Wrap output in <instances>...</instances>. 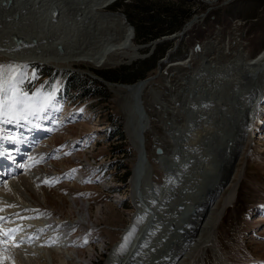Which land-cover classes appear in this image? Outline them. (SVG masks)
<instances>
[{
    "label": "rangeland",
    "instance_id": "374dc122",
    "mask_svg": "<svg viewBox=\"0 0 264 264\" xmlns=\"http://www.w3.org/2000/svg\"><path fill=\"white\" fill-rule=\"evenodd\" d=\"M138 1L139 0H118L115 4L108 7L107 11L109 14L120 13L123 18H127V20L124 18L126 23L129 22V24L135 29V25L139 22V20H141V17L145 15L143 8L138 9L136 5ZM140 1H142L143 5L148 6L151 9L154 8V12L156 13L161 7H167L170 9L174 8L178 10L181 9L185 11V13H183L181 28L174 34L166 35L152 41H142L143 39L138 37L136 34L135 36L137 38L134 36V45L135 48L139 50V55H136V52L130 48L128 56H125L121 63L115 67L96 68L90 64L76 63L70 68L66 67L64 70H57L53 67L42 65L44 64L42 61H39L42 64L28 62L20 64L18 61L22 56L32 52L34 48V51H41V49H44L50 54L59 52V54L62 55L65 51H71L74 52V55H84L81 57L92 56L88 55L86 51L82 49L78 51L76 46H73L77 40H84L85 38L78 33H76L77 35L69 34V29L65 27L66 25L70 26L71 22L74 24V18L72 16L74 11L70 12L68 15H66V13H61L58 15V18L53 15L51 17V13L49 14L51 19L49 16L46 17V10L50 9L49 7L64 6L65 9L63 8V10L69 11L66 10L68 9L66 4L70 1L49 0L47 3L48 8L45 7V10L42 9L38 11L36 8L31 7L29 0H23L25 5H21V10H23L24 14L26 13L28 15V17L26 14L23 15V17H26L25 19H27L24 20L25 25L14 24V21H18L21 16H12L9 12L5 11L4 7L6 4L0 5V66H4L3 69L0 70V81L4 83L5 89L8 87L9 83L15 84L16 97L23 99L21 93H26L28 97L32 98L28 101L31 110L36 108L43 109L42 111H46L49 103L52 102L54 97H56V95H54L55 93L52 94L53 90L57 88L59 90L55 100V103L58 106L57 112L54 116L55 120L53 121L55 126L51 128L52 130H50V135L45 140V143L46 141L48 143L50 139L53 140V137L56 135V137H60L59 135L63 134V138L60 137L59 140L54 138L56 141L55 144H52V141V143L50 142L51 144L49 147L45 146L48 148L47 150L52 151L50 154V160L45 162L43 167H37V170L38 168H43L40 169L41 172L55 174L56 176H59V179L57 183L44 184L41 186L45 195L44 199L39 197V195L42 194H31L35 198L34 200L38 205H42L43 208L47 206L46 209L48 211L51 210L53 213L57 214V216H60L59 221H66L67 219L74 220L75 217L79 218L78 210L82 208V203L85 206H91L90 211L92 213V218L88 219L87 222L89 224L86 228H80L82 229L80 232L88 231L90 233L91 230H93V233L89 236L84 235L88 236L86 237L88 239L87 241L85 238H82L74 243L71 251L68 252L69 255L63 253L62 256L67 259L68 264H89V262L91 263V260L92 264H108L112 251L115 248H121L120 245L122 244L121 250L127 247L132 232L127 236L126 233L130 225L133 223V216L136 215L135 212L138 207H136L135 203L129 199L131 186L129 184L130 180L123 182L122 177L124 171L120 169L121 165L129 166L132 172L135 167L134 164L137 156L135 149L128 141L127 135L124 131L125 119L122 112L123 104L119 102L122 95H118L110 88L111 83H120L104 80L98 74L123 70L121 73L125 75L126 73L124 68L129 67H134L137 71L136 73H140L145 69L140 62L149 58L158 46H167L165 57L162 58L165 59V61L162 62V59H160L154 70L148 72L145 78L137 79L136 82H133V84L139 82L140 80L149 81V86L152 84L150 89L146 91L145 96H143L146 98V100L144 98V102L147 107H153L152 109H148L153 122L152 128L146 135V147L149 154L148 158L150 164H152L151 166L153 167V181L158 185H161L165 179V171H170L171 169L170 173H175L177 177L175 181V185H177L175 188L177 186L179 187V194L184 192L186 187H189V195H191L194 193L193 190L197 189V187L190 184L187 185V182L184 184L183 180L192 176L190 179L193 181L196 177L195 174L197 175L198 172L201 173L205 170V165L202 164L201 166H198L199 162H194L193 159L191 160V163H182V158L185 157V155L187 157L186 151L184 152V140L189 137V135H191L193 130L196 128L200 116L193 113L190 118V123L188 124L189 130L187 129V131H185L184 128L182 132L176 136L177 139L174 141V145L171 142L172 134L169 132L171 131L170 128L169 130H166L167 128H165V119H159L161 118L160 112L162 108H159L161 103L169 106L171 105L170 103L173 104L176 103V101H180L173 98L174 95L170 86L172 83L177 81L178 77L176 76L178 75L177 73L174 76L172 75L174 72H177L173 71L172 67H174L177 63L185 62L186 67L189 66L188 71H199V68L202 66L201 61L198 57H195V60H193L191 64L189 62L190 55L195 50V46L197 44L202 47L204 44L211 41L219 42V45H221L220 47H223L224 49L226 48L227 43L228 48L224 50L226 53L234 51L237 52L240 50L244 51L246 56L249 55V58H255L261 51L264 50V0H217L213 3L210 2L212 0ZM37 3L39 5L43 4L42 0H37L36 4ZM194 19H196V24L185 34V28ZM57 21H59V23ZM77 25L83 26V23H77ZM8 29H13L21 33L20 35H22V38L24 39L23 43L21 42L20 44H16V42L12 39L7 40L8 36L6 32ZM236 37H239L240 39L238 40ZM165 38H167V40ZM152 42H156V45L143 47ZM92 45L95 46V44ZM94 48L95 47H93L92 50H99L100 47L96 49ZM28 49H31L32 51L30 50L27 52ZM168 52L171 53H169V56L167 57ZM213 52V57H217L218 51H209V53ZM35 56L31 57L35 58ZM225 57L226 58L221 59V62L225 63V61L228 60L229 63L232 60H236V53L235 55L228 54ZM16 61L18 63H16ZM211 61L218 62L219 60L211 59ZM9 65L13 66V68H17L18 72L16 70V72L10 76L9 69L7 67ZM57 68L59 67L57 66ZM48 69L57 71V74H52L48 71ZM222 69L219 72L215 69L208 70L210 73L212 72L210 74L211 76H219L218 80L222 79V81L219 82V88L215 90V93L217 92V96L219 95L221 98L220 103H211L209 106L207 101H203L200 104H197V106L199 105L202 108L205 107V111H211L213 109L217 110V115L225 112L223 106L226 104L225 102L228 98L226 94H229V92H227L228 89L229 91L231 90V83L228 82V80H231V76L228 75L230 70L225 69L222 71ZM43 73H47L48 75ZM86 74L91 75L92 78H94L93 76H97L98 78V80L96 79V82H94L95 85H87V87L96 89L95 87L101 84L107 93L105 95L107 97L104 98L103 95H99L98 93L94 94L92 97H85V95L83 97L81 92H84L85 94L86 92L77 86L79 83L77 84L75 79L78 76L81 79L88 80L89 83L94 81V79H90ZM210 75L197 73L196 76L194 75V79L191 84L194 85L199 77H209ZM9 77H12L11 81L9 80ZM263 79L264 78H262L261 81H263ZM260 87L264 89V86L260 85ZM221 91L223 93L225 91L226 92L223 95ZM7 96L8 94L5 93L4 99H7ZM178 96H180V94ZM238 99L239 98L237 97L234 100ZM258 99H260L261 102L259 104H255V107L253 108V117L252 119L250 118L251 120L249 122L251 125L246 131L249 137L245 140V142L240 143V160L236 161L235 158L233 161V165L235 164L236 167H238L237 172L235 173V180H241V184L238 189L239 193L234 204L226 210L219 225L220 227L217 234L218 236L220 235L218 237V241L224 254L227 255L234 264H264V210L261 208L264 206V93L259 95ZM231 103L234 106V101H231ZM35 104L37 105L35 106ZM70 110L76 112L73 118L66 117L68 115L67 111ZM187 111L188 109L186 110V113L189 115L188 112L190 110L188 112ZM4 112L9 114L6 115L4 113H0V115H3L6 119L13 116L7 107H5ZM40 112L41 111L35 115L36 121L40 119ZM17 114L20 117L22 116L19 113ZM165 114L166 113L163 114V117ZM257 115L263 122L255 120ZM175 116H179L181 118H179L178 121H182V118L184 117L183 114L177 113ZM219 120L218 116L216 121L219 123ZM56 124H63L59 131L55 128L57 126ZM46 126L48 127L49 125L46 124ZM119 128L122 134L121 137L116 133L119 131ZM155 134L160 136L161 142L162 140L164 143L166 142L168 152H170V148L172 150L173 146L174 148H177L174 149L176 150L177 155L175 154L174 160L171 164L165 165L166 168L165 166L159 164L155 150H153L154 148L152 143ZM216 134L217 133H215V135ZM71 137L73 139L69 142ZM207 141L211 144L213 141L215 142L216 139H213L212 136ZM220 144L222 145V143H219V146ZM186 145L187 144H185V146ZM219 148L217 157L220 158L222 153ZM173 152L171 151L169 155L173 154ZM76 161L78 166L75 163ZM47 165L52 166L53 169H46L47 167L45 166ZM84 165L89 166L85 172L92 169L93 175L92 173H82L80 171V168L82 169ZM161 167H163V169ZM189 167L192 168L186 174L185 169ZM240 173H244V175L242 174L241 176ZM80 174L84 175L80 176ZM77 176H79L80 179L83 177V180L78 181ZM147 178H151V169L150 172L147 173ZM198 178L196 177L192 184ZM200 188L202 189L203 186L201 185ZM205 193L207 194L208 191ZM68 200H77L76 202L79 204V209L77 211L72 210L70 206L72 202L70 203ZM13 203L14 201L12 202V205H14ZM137 205L141 207L142 204L138 203ZM144 206L141 208H144ZM99 207L101 208V211H98ZM1 208H3V206H1ZM2 212H4L3 209L0 213ZM133 212L134 214L129 217V214ZM174 214H176V212ZM29 215L31 216L32 214L30 213ZM0 216L2 217L3 215ZM172 216L173 215H170V217ZM260 216H262L261 221H259ZM130 220L131 222H129ZM90 223L94 225H91ZM12 229L16 230L18 227H12ZM175 230L176 229L173 231L175 232ZM82 234L83 233H80L79 235ZM166 234L168 236V233ZM166 234L165 238L167 237ZM53 235H55V233ZM46 237L48 238V236ZM124 237L125 241L121 243ZM75 238L73 237V239ZM13 240L14 239L11 238L10 240L2 243L0 251H3L0 252V256H5L7 259L10 258L11 260L13 259L12 256H6L8 254L5 250L6 248H13V246L18 248L17 246L19 245L17 242H19V240L15 239L14 243L12 242ZM10 241L12 242L11 245ZM39 243L42 244L41 242H37V244ZM26 250H28L26 252L30 251V249ZM71 253H77L81 258L82 263H79V260L75 259V256L71 255ZM154 253L155 252H153V255ZM54 254L56 260L55 264H59L60 261L56 257L59 253ZM157 254L159 255V252ZM207 255V264H218L219 261L216 259L217 255L215 252L211 253L209 251ZM59 256L61 255L59 254ZM67 256L69 258H67ZM161 256H149L147 263L145 264H155V262L158 264L160 261L158 262L155 260L152 262L151 258L154 260L157 257V260H159ZM165 261L166 259L163 260V262Z\"/></svg>",
    "mask_w": 264,
    "mask_h": 264
},
{
    "label": "bare ground",
    "instance_id": "6f19581e",
    "mask_svg": "<svg viewBox=\"0 0 264 264\" xmlns=\"http://www.w3.org/2000/svg\"><path fill=\"white\" fill-rule=\"evenodd\" d=\"M29 1L31 7L36 8L38 11L48 8L47 3L49 0H42L43 4L41 5L38 4L39 2L36 4L37 0ZM69 1L70 2L66 4L68 8L66 10L69 11H64V6L49 7L50 9L46 10V17L51 13V17L53 15L58 18V15L61 13H66V15H68L70 12L74 11L72 15L74 24L71 22L70 26L66 25L65 27L69 29V34L75 35L78 33L85 38L84 40L75 41L76 43L73 42V46H76L78 51L82 49L86 51L88 55L92 56L81 57L84 55H74V52L71 51H65L62 55L59 54V52L50 54L44 49H41V51H34V48L32 51L31 48L30 50L32 52L19 59L18 62L20 64L24 62L34 63L42 61L44 64L58 66L60 70H64L66 67L70 68L76 63L90 64L96 68H110L120 64L125 56H128L130 48L136 52V55H139V50L135 48L133 40V37L136 35L135 29L129 22L126 23L125 19L127 20V18L124 17V19L120 13L109 14L107 11V8L115 4L118 0ZM216 1L217 0H212L210 2L213 3ZM1 4H6L4 9L12 16H21V19L19 18L18 21L13 20L14 24L25 25L24 20L27 19H25L26 17L24 18L23 15L26 13L24 14L23 10H21V5H25L23 0H0V5ZM57 9L59 13L55 14ZM57 22L59 23V21ZM77 23H83V26L77 25ZM195 24L196 19L185 28L184 33L186 34ZM6 33L8 36L7 40L12 39L16 44L23 43V36L16 30L8 29ZM15 39H22V41L19 43ZM236 39L239 40L240 38L236 37ZM92 44H95V46ZM220 46L219 42L211 41L204 44L202 47L200 46V52H196L195 50V52H192L189 62L192 64L193 60H195L194 58L198 57L202 65L199 71H188L189 66L186 67L185 62L177 63L174 65L175 68L172 67L173 65L170 66L173 68V71H177L172 75L178 74L176 75L178 76L177 81L170 85L174 95L173 98L180 101H176V103L173 104L170 103L171 105L169 106L161 103L159 107L162 108V110L160 112L161 118H158L165 119L166 122L163 120L165 122L164 125L165 128H167L166 130H169V128L171 130L169 132L172 134L171 142L173 144L177 139L176 136L181 133L184 128L185 131H187L193 113L200 116L198 125L195 129L193 128L194 130L191 135L184 140V152L186 151L187 157L185 155V157L182 158V163H191L193 159L194 162H199L198 166L202 164L205 165V170L203 172H198L197 175L195 174L197 178L199 175L200 176L193 184L192 182L196 177L193 181L190 179L192 176L183 180L184 184L187 182V185L190 184L197 187V189L193 190L194 193L191 195H189V187H186L185 191L179 194V187L177 186L175 188L177 185H175L177 178L175 173L169 177L168 175L172 173L168 174L167 171H165V179L161 185L153 181V167L151 166L152 164H150L146 147V135L152 128L153 122L148 109H152L153 107H147L144 102L145 93L150 89L152 84L149 86V81L145 80H140L134 84L109 83L112 91L120 96L122 95L119 102L123 104L122 112L125 119L124 131L137 155L135 161L136 165L134 164L135 167L133 166L134 170L131 172L129 179V184L131 186L129 192L130 197H128L135 203V206L138 207L136 208V212L134 211L136 215L133 216V223L126 233L127 236L132 232L127 247L121 250L122 244L120 245L121 248H115L112 251L108 264H145L149 256L160 257L161 255L159 260H157V257H154L155 259L153 260V258H151V261H160L158 264H207V254L209 251L211 253H216V259L219 261L218 264L232 263L231 259L224 254L218 241L220 235L218 236L217 234L226 210L234 204L239 193L238 189L241 180H235V173L238 167H236L235 164L233 165V161L235 158L236 161L240 160V143L245 142L249 137L246 131L251 125L249 122L253 117V108L255 104L261 102L258 98L259 95L264 93V89L260 87V85L264 86V79L261 81L262 78H264V50L255 58H249V55L246 56L244 51H234L236 53V60H232L229 63L227 60L223 63L221 62L222 58H226L225 56L228 54L235 55V53L224 52V50L228 48L227 43L225 49ZM93 47H95L94 49L100 48L99 50H92ZM30 50L28 49L27 52ZM212 50L218 51L217 57H213L214 52L209 53V51ZM31 56H35V58ZM211 59H218L219 61H211ZM18 62L16 61V63ZM214 69L218 72L221 69L222 71L225 69L230 70L228 75L231 76V80H228V82L231 83V90L229 91L228 89L227 92H229V94H226L228 98L226 99V104L223 106L225 112L219 115L216 114L217 110L205 111V107L202 108L199 105L197 106L198 103L200 104L203 101H207L209 106L211 103L219 104L221 101V98L219 95L217 96L215 90L219 88V82H221L222 79L218 80L219 76H211L210 74L212 72L210 73V71H208ZM16 70L17 68L12 67V69L9 70L10 76L14 74ZM197 73L208 74L210 76L199 77L200 79H195L197 81L192 85L193 77L194 75L196 76ZM179 94L180 96H178ZM237 97L239 99L234 100ZM55 100L56 97L49 103L46 111L40 112L41 122L35 120V115H28L26 118L11 117L8 119L7 124H11L10 126L13 127L12 132H0V157H2L0 158V211L2 209L4 210V212L0 213V215H3L2 217L0 216V247L2 248V243L11 238L19 240L17 243L20 246H17L18 248L14 246L10 249L6 248L5 250L8 254L6 256H12L14 260L10 258L9 260L5 256H0V264H55L56 260L54 253H59L61 255H56L57 259L60 261L59 264H68L67 259L62 256L63 253L69 255L68 252L71 251L74 243L82 238H85L87 241L88 239L86 237L93 233V230H91L90 233L88 231L80 232L83 229L82 227L86 228L89 224L87 222L88 219L92 218V213L90 211L91 206H85L82 203V208L78 210L79 204L76 202L77 200H68V202H72L70 205L72 210H78L79 218L75 217L74 220L67 219L66 221H59L60 216H57V214L53 213L51 210L48 211L46 209L47 206L43 208L42 205H38L31 194H42L39 195V197L44 199L45 195L41 186L44 184L57 183L59 179V176L55 174L41 172L40 169L43 168H38L37 170L38 166L43 167L45 162L50 160L52 151L47 150L48 148L46 147H49L52 141V144L56 143L54 138L59 140V138L63 136V134H60V137H56V135L53 137V140L50 139L48 143L47 141L45 143V140L50 135V133L47 134L49 128L46 124L52 128L55 126L53 121L55 120L54 116L58 109ZM231 101H234V106ZM187 109L188 111L190 110L189 112L187 111L190 117L186 113ZM164 113H166V116L164 115L163 117ZM176 113L184 115L182 121H178L180 117L175 116ZM218 116L220 119L219 123L216 121ZM46 120H48V122H46ZM255 120L263 122L258 115L255 117ZM56 125L55 128L59 131L63 124ZM10 126L8 128H10ZM8 128L3 126L2 130H7ZM215 133L217 134L215 135ZM35 134L40 137L44 136L40 139V137H34ZM27 135H29L28 141L24 140V137ZM212 136L216 141L209 144L210 142L207 140ZM33 137L34 141H32ZM72 139L71 137L69 142ZM160 140V136L155 134L152 143L153 150H155L156 154V148H162L163 154H156L157 160L162 166L169 165L174 160L176 154V150L174 149L177 148H174V146L172 150L170 148V152L174 151L171 156L169 155L170 152L167 151L166 142L164 143L163 140L162 142ZM219 143H222V145L220 144L219 146ZM24 144L31 146V148L25 151L26 153H19V149L24 146ZM185 144L187 145L185 146ZM35 148L36 150L32 152V149ZM218 148L221 149L220 151L222 153L220 158L217 157ZM10 151L11 154L8 155ZM30 152H32V154L28 157V153ZM9 156H11L10 158L12 161L10 164H6L3 157L5 159ZM75 163L78 166L77 161ZM45 167H47L46 169H53L50 165ZM87 167L89 166L84 165L82 169L80 168V171L82 173H92L93 175L92 169L85 172ZM161 168L163 169V167ZM191 168L185 169V173L187 174ZM150 169L151 178H147V173L150 172ZM242 174L244 175V173ZM78 177L79 176H77V179ZM205 178L207 179L204 181ZM78 181H81V179H78ZM201 185L203 186L202 189L200 188ZM200 189L202 190L201 193L198 192ZM207 191L208 193L206 194L205 192ZM11 201H14V205H12ZM138 203H141L143 206L145 205L144 208H141L143 207L142 205L141 207L137 205ZM1 206H3V208H1ZM183 206L186 208L183 209ZM261 208L263 209V206ZM184 210L190 213L186 217L183 215ZM98 211H101L100 207ZM134 212L130 213L129 217H131ZM175 212L176 215H174ZM30 213L32 214L31 216L29 215ZM170 215L173 216L170 217ZM261 217L262 216H260V218ZM260 218L259 221L262 220V218ZM129 222H131V220ZM150 222H154V224L152 225L153 229L148 232L147 228ZM12 226L19 227L16 230L14 229L15 231H13V234H5L7 238L4 239L3 234L5 232L9 233V228ZM171 226L176 229L175 232ZM163 232L168 233V236L165 233L167 236V243L164 244V239H160L158 242L154 240L152 247H154L155 253L153 255L154 250L147 251L148 248L146 249L143 243L145 242L144 244H146V242L151 241ZM54 233L55 235H53ZM79 233L83 234L77 238ZM84 235L88 236L85 237ZM46 236H48V238ZM73 237H76V239H73ZM125 237L122 239L123 241L121 240L122 242L120 241L121 243L125 241ZM144 237L145 239L143 240ZM14 240L12 241L13 243L15 242ZM12 242L10 241V245ZM37 242H41L42 244H37ZM26 249H30V251L26 252L28 251ZM158 252L159 255L157 254ZM147 254L148 256H146ZM71 255L75 256V259H78L79 263L81 262V258L77 253H71ZM67 258L69 257L67 256ZM164 259H166L165 262H163ZM89 264H92V260Z\"/></svg>",
    "mask_w": 264,
    "mask_h": 264
},
{
    "label": "trees",
    "instance_id": "16d2710c",
    "mask_svg": "<svg viewBox=\"0 0 264 264\" xmlns=\"http://www.w3.org/2000/svg\"><path fill=\"white\" fill-rule=\"evenodd\" d=\"M136 5L138 9L143 8V11L145 12V15H143L141 17V20H139V22L135 25V30H136L135 34H137L138 37L142 38L143 39L142 41H152L157 38L164 37L166 35H171L177 32L181 28L183 13H185V11L181 9L178 10L174 8L170 9L167 7H161L156 13L154 12V8L151 9L148 6L143 5L142 1L140 0L137 2ZM166 48H167L166 45L163 47L162 45L158 46L157 49H155L154 53L149 58L145 59L143 62H140V64L145 67V69L142 68L144 70L141 71L140 73H136L137 71L134 69V67H129V68H124L126 73L125 75L121 73L123 70H117V71L102 73L98 75L101 76L104 80L110 82L112 81L120 84L121 83L133 84V82H136L137 79L145 78L148 72L156 68L157 62L163 57H165ZM48 71H50L54 75L57 74V71L51 69H48ZM43 74H47V73H43ZM75 82L77 84L79 83L77 86H79V88H81L86 92V94L84 92H81L83 94V97L84 95L85 97H92L96 93H98L99 95H103L104 98L107 97L105 96L107 93L101 84L95 87L96 89H91L87 87V85L90 86L95 85L94 83L96 82L95 80L89 83L88 80L81 79L77 76ZM116 133L118 134V136L120 137L122 136L120 132V128L119 131H117ZM120 169L124 171L122 177L123 182H127L131 175V168L129 166L121 165Z\"/></svg>",
    "mask_w": 264,
    "mask_h": 264
},
{
    "label": "snow or ice",
    "instance_id": "6c2138e0",
    "mask_svg": "<svg viewBox=\"0 0 264 264\" xmlns=\"http://www.w3.org/2000/svg\"><path fill=\"white\" fill-rule=\"evenodd\" d=\"M3 67L4 66H0V70H2ZM7 67L11 70L13 66L9 65ZM9 80L11 81L12 77H9ZM5 93L8 94L7 99H4ZM21 96L23 99L16 97L15 84L9 83L8 87L5 89L4 83L0 81V113H4L6 115L9 114L4 112L5 107H7L9 112L13 115V118H15L17 113L21 114L23 118H26L27 115H37L39 111L43 110H31L28 101L32 98L28 97L26 93H21Z\"/></svg>",
    "mask_w": 264,
    "mask_h": 264
},
{
    "label": "water",
    "instance_id": "95a60500",
    "mask_svg": "<svg viewBox=\"0 0 264 264\" xmlns=\"http://www.w3.org/2000/svg\"><path fill=\"white\" fill-rule=\"evenodd\" d=\"M59 13V10L57 9L56 11H55V14H58ZM174 37H175V35H174ZM167 38H169V37H167ZM167 38H165L166 40H167ZM171 39V38H170ZM15 40H17L19 43L22 41V39H15ZM152 45H156V42H152V43H150L149 45H145V46H143V47H150V46H152ZM155 49V48H154ZM153 49V50H154ZM152 50V51H153ZM200 50H201V47H200V45L199 44H197L196 46H195V51L196 52H200ZM169 53H171V52H168L167 53V57L169 56ZM141 58H143V57H141ZM162 62L163 61H165V59H162L161 60ZM46 65H48V64H46ZM49 66V65H48ZM52 67H55V66H52ZM55 68H57V67H55ZM59 69V68H58ZM91 76V75H90ZM94 77V79H97L98 80V78H97V76L95 77V76H93ZM242 94V93H241ZM156 154L157 155H162L163 154V149L162 148H160V147H158V148H156ZM170 172H171V169H170V171H167V173L168 174H170ZM173 172V171H172ZM171 175H174L173 173L172 174H170V175H168L169 177L171 176ZM207 178H205L204 179V181L206 180ZM186 207L185 206H183V209H185ZM192 213V212H191ZM190 213L189 212H187V211H185L184 210V217H186L187 215H189ZM174 215H176V214H174ZM164 237H165V235H164ZM166 241H167V239H166ZM165 241V243L164 244H166L167 242ZM148 248V249H147ZM146 249H147V251L148 250H154V248L152 247V244L151 243H149V245L148 246H146ZM153 252V251H152ZM154 252H155V250H154Z\"/></svg>",
    "mask_w": 264,
    "mask_h": 264
}]
</instances>
